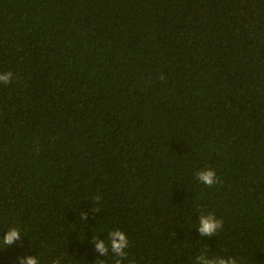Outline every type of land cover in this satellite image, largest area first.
Returning a JSON list of instances; mask_svg holds the SVG:
<instances>
[{
    "label": "trees",
    "instance_id": "1",
    "mask_svg": "<svg viewBox=\"0 0 264 264\" xmlns=\"http://www.w3.org/2000/svg\"><path fill=\"white\" fill-rule=\"evenodd\" d=\"M6 72L0 264H114L115 229L124 264H264V0H0Z\"/></svg>",
    "mask_w": 264,
    "mask_h": 264
},
{
    "label": "clouds",
    "instance_id": "2",
    "mask_svg": "<svg viewBox=\"0 0 264 264\" xmlns=\"http://www.w3.org/2000/svg\"><path fill=\"white\" fill-rule=\"evenodd\" d=\"M12 77V72L0 73V83L8 85L12 82ZM161 79H163L162 76ZM195 175L196 179L207 187H212L218 183L216 172L213 169H202ZM94 199L96 201L95 205L97 206L101 198L96 196ZM90 211L99 212V208L97 206L94 210ZM80 218L86 221L88 219V214L81 212ZM222 228V219H218L211 212L206 214L201 212L199 216V225L196 228L200 237L211 238L216 236L218 231L222 230ZM7 229L6 235L0 238V245L4 246L5 249L22 239L21 230L19 228L9 227ZM91 243L100 256L107 257L111 253L114 264H124V261L128 259L127 249L130 246V241L126 232L123 230L115 229L109 231L107 233V240H99L97 237H92ZM100 261L103 262V260ZM18 264H40V260L38 256L33 258L25 255L18 258ZM51 264H62V259H54L51 261ZM128 264H134V262L128 260ZM194 264H245V261L235 256H210L208 251H203L195 257ZM257 264H261V262L257 261Z\"/></svg>",
    "mask_w": 264,
    "mask_h": 264
}]
</instances>
